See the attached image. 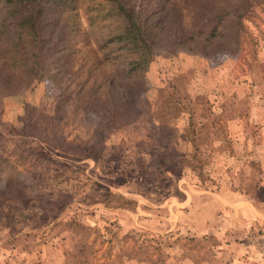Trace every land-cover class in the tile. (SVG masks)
I'll list each match as a JSON object with an SVG mask.
<instances>
[{
    "label": "rangeland",
    "instance_id": "374dc122",
    "mask_svg": "<svg viewBox=\"0 0 264 264\" xmlns=\"http://www.w3.org/2000/svg\"><path fill=\"white\" fill-rule=\"evenodd\" d=\"M206 1L179 0L188 28ZM100 8L77 0L66 79L35 67L0 93V264H264V5L226 49H155L112 119L56 106L93 65L113 72L91 25Z\"/></svg>",
    "mask_w": 264,
    "mask_h": 264
},
{
    "label": "trees",
    "instance_id": "16d2710c",
    "mask_svg": "<svg viewBox=\"0 0 264 264\" xmlns=\"http://www.w3.org/2000/svg\"><path fill=\"white\" fill-rule=\"evenodd\" d=\"M142 1L157 7L138 9L136 0H101L91 25L104 33L97 39L98 48L113 72L100 75L93 65L79 84L64 87L58 95L57 108L73 104L77 109L94 110L112 119L129 107L130 97L137 98L144 90V70L155 49L201 55L226 49L237 38L236 20L250 4L264 5V0H207L200 11L205 13V24L196 29L195 25H185L179 0ZM0 12V42L8 41L0 55L4 62L0 93L13 87H27L35 67L54 72L57 79H66L63 68L75 55L72 42L79 33L77 0H0ZM177 168L168 171L178 174ZM100 189L106 192V198L111 196L106 187ZM116 198L117 208L123 209L126 198Z\"/></svg>",
    "mask_w": 264,
    "mask_h": 264
}]
</instances>
